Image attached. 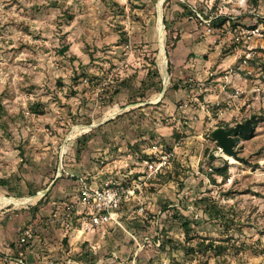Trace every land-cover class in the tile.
Here are the masks:
<instances>
[{
  "label": "rangeland",
  "instance_id": "rangeland-1",
  "mask_svg": "<svg viewBox=\"0 0 264 264\" xmlns=\"http://www.w3.org/2000/svg\"><path fill=\"white\" fill-rule=\"evenodd\" d=\"M162 1L0 0V246L29 230L23 247H61L45 224L59 185L144 175L83 264H264V0ZM254 114L244 161L222 155L211 131ZM163 154L164 172L141 173ZM227 238L221 255L198 250Z\"/></svg>",
  "mask_w": 264,
  "mask_h": 264
},
{
  "label": "built area",
  "instance_id": "built-area-1",
  "mask_svg": "<svg viewBox=\"0 0 264 264\" xmlns=\"http://www.w3.org/2000/svg\"><path fill=\"white\" fill-rule=\"evenodd\" d=\"M222 154V153H221ZM169 164V156L163 154L158 160L144 161L142 166L148 177L164 172ZM145 176H139L131 182L123 180L121 183H106L104 187H91L84 180L81 182L78 192L79 201H64L50 222L58 224L61 228H78L84 234L106 232L108 227L123 228L121 223V211L124 205L129 204L142 190V182ZM81 205V206H80ZM143 210V208H141ZM32 238V232L26 231L21 238L23 245Z\"/></svg>",
  "mask_w": 264,
  "mask_h": 264
},
{
  "label": "crops",
  "instance_id": "crops-1",
  "mask_svg": "<svg viewBox=\"0 0 264 264\" xmlns=\"http://www.w3.org/2000/svg\"><path fill=\"white\" fill-rule=\"evenodd\" d=\"M80 181H74L71 184L59 185V190L56 193L57 199L52 198L50 205L51 214L46 218V225L51 232L61 236V247L49 244L48 247H23L22 245H2L0 246V264H83V246L90 245L94 249L96 245H92V239L96 235L84 234L78 228L62 229L60 222L58 224L50 222V219L55 216L64 201L78 200L81 193L78 192L81 186ZM94 186V185H93ZM81 206V205H80ZM53 234V233H52ZM55 236V237H56Z\"/></svg>",
  "mask_w": 264,
  "mask_h": 264
},
{
  "label": "trees",
  "instance_id": "trees-1",
  "mask_svg": "<svg viewBox=\"0 0 264 264\" xmlns=\"http://www.w3.org/2000/svg\"><path fill=\"white\" fill-rule=\"evenodd\" d=\"M169 0L166 1V3ZM257 2V0H255V3ZM192 13V12H191ZM221 20V25L224 24L227 20L225 19H219ZM215 22V21H213ZM166 28H168V25L166 23ZM177 40V39H176ZM171 70V63H169V73ZM119 93V91H115L112 93L111 97H114L115 95H117ZM243 138V139H249L250 135L248 136H242L239 135V137H237L236 142H239V140ZM215 159V157L213 155H211V161H213ZM229 164L227 163V161H224L223 164L220 167H216L214 169V173L218 174L219 176L222 177L223 182H227V179L229 178ZM215 182V179H212ZM50 192V191H49ZM48 192V193H49ZM47 196V195H46ZM205 211L209 214L210 217H212L213 219L216 218L219 222H221L222 226L226 227V230L229 232L230 231V225H234V220L233 218H231L228 213H225V211L219 206L216 205V203L212 202L211 204H206L205 206ZM190 221H185L183 222V227L186 228L187 230V235H190ZM222 243H217V241H215L214 239H212L208 244H205L204 241L202 242H198V250L199 251H212L214 250H218V255L223 254L227 249L234 247L235 245H233L232 239L231 238H227L221 241ZM196 252V248L194 247H189L187 248V254H194ZM220 264V263H219Z\"/></svg>",
  "mask_w": 264,
  "mask_h": 264
},
{
  "label": "water",
  "instance_id": "water-1",
  "mask_svg": "<svg viewBox=\"0 0 264 264\" xmlns=\"http://www.w3.org/2000/svg\"><path fill=\"white\" fill-rule=\"evenodd\" d=\"M165 1L166 0H163L162 2L164 3ZM162 22H163V17H162ZM163 26L165 28L164 22H163ZM166 63H168V61ZM167 76H168V72L166 69L164 77H163L164 89L162 92V96L164 95L166 91V86L168 84V82L166 81ZM260 117H261L260 115L254 114L250 118H248L246 121L239 122L234 127H229V128L216 127L215 129H213L211 131V138H213L219 145L222 155L233 158L235 161H238V162L244 161V158L240 157L236 150V145H237L236 139L237 137H239V135H242V136L252 135L255 131V125L257 121L260 119ZM57 178H59V175ZM49 191H50V188L44 191L42 193L43 196H45Z\"/></svg>",
  "mask_w": 264,
  "mask_h": 264
},
{
  "label": "bare ground",
  "instance_id": "bare-ground-1",
  "mask_svg": "<svg viewBox=\"0 0 264 264\" xmlns=\"http://www.w3.org/2000/svg\"><path fill=\"white\" fill-rule=\"evenodd\" d=\"M159 12H160V17H159V25H158V32L159 34L161 35L162 37V46L164 47V29H163V22H162V10H161V4L159 5ZM162 57H163V63H164V66H166V61H167V55H166V52H163L162 53Z\"/></svg>",
  "mask_w": 264,
  "mask_h": 264
}]
</instances>
